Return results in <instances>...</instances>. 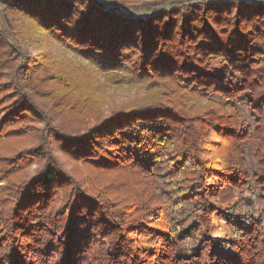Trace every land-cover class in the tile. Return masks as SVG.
<instances>
[{
    "label": "trees",
    "instance_id": "trees-1",
    "mask_svg": "<svg viewBox=\"0 0 264 264\" xmlns=\"http://www.w3.org/2000/svg\"><path fill=\"white\" fill-rule=\"evenodd\" d=\"M116 1L137 6L144 0ZM151 3L154 11L123 21L98 0L87 7L53 0L5 10L15 45L0 32V100L13 95L0 107L3 180L16 173L5 169L13 156L4 155L12 147L3 142L19 136L15 127L36 119L59 89L66 98L59 109L71 113L73 94L83 97V79L100 92H84L99 105L106 85L137 96L106 116L97 112L77 134L52 121L44 137L84 165L139 177L147 189L129 192L125 207L131 210L123 213L79 191L59 215L50 199L60 178L56 163L47 162L18 187L7 182L0 264H264V3ZM50 41L77 61L74 76L63 68L72 67L71 59L59 65L45 52ZM26 45L38 47L37 62L22 55ZM37 155L49 154L39 148ZM205 209L232 236H202ZM128 221L139 228L133 242L122 234ZM102 223L107 227L98 229ZM108 228L122 241L109 249L110 259L104 242H89ZM125 256L131 262L119 260Z\"/></svg>",
    "mask_w": 264,
    "mask_h": 264
},
{
    "label": "rangeland",
    "instance_id": "rangeland-1",
    "mask_svg": "<svg viewBox=\"0 0 264 264\" xmlns=\"http://www.w3.org/2000/svg\"><path fill=\"white\" fill-rule=\"evenodd\" d=\"M46 1L53 0H0V32H5V34L9 37L10 42L15 45V42L12 40L13 37L11 36V31H7L8 28L6 27L4 18L5 10L11 6H16L17 8H24L26 7V5L39 6ZM258 1L264 3V0ZM64 2H73L77 6L83 4L85 7L92 4V0H64ZM98 2L101 3L104 9L115 12L116 17L119 21H123L124 18L126 19L129 17L142 16L145 15L148 10L154 11L155 9L151 6L152 0H144L142 3L143 5L137 6L129 5L131 3L120 4L116 0H98ZM172 6L173 5H170V3L164 5L166 9L172 8ZM49 45L50 48L45 49V52L50 53L57 64L61 65L69 59L73 61L71 62L72 67L70 65L64 64L63 68H66L67 72L71 74V77L74 76V69L77 68L75 67L77 65V61L74 60V57L69 53L68 59L64 52L61 51L51 41L49 42ZM37 54V46L31 47L26 45L22 48V55H25L24 57L27 59V62L29 64L37 62ZM15 66H18V64L16 63ZM84 78L86 77L84 76ZM61 79L65 80L62 76ZM61 79L59 81H61ZM1 82L4 81L1 80ZM46 84L49 85V83ZM62 84H60L59 86H62ZM78 85V92H82L83 97L79 98L77 93L73 94V97L78 98V100L73 98L75 103L73 105V111L71 113L62 112L59 109V106L66 102V98L63 95V89H59L58 92L55 91L54 93H52V100H45L46 103L42 107V113L36 115V119L27 122V124H24L23 127H15L21 128V133H19V136L14 133V138L3 142L5 143V145L12 147V152L4 155L13 156V163H11L13 165L5 169L8 170L10 168L9 171L14 170L16 173L7 176L6 181H4L0 176V200H3L5 198V195H9V190L4 191L6 190L4 188L7 187V182H12V188L18 187L21 184L28 182L32 177L37 175L39 171L43 169L44 166H46L47 162L56 163L57 168L60 171V178L57 189H54V192L52 193L50 198L51 201L53 199L55 200L53 211L59 210V215H62L63 213L66 214L68 212V201L71 203L73 197H76V193H78L79 191L81 192V195L87 200L104 201L105 203H109L110 205H112L114 208L118 207L119 212L123 213L131 210V207H125V200L128 198L127 196L130 195L129 192H133L135 190L141 191L143 187L147 189L146 185L142 183L143 181L139 177H126L120 171L108 172V170L98 169L94 167V165H84L82 161L76 159L72 155L63 153V149L58 148L59 145L54 141V139H51V137H44L45 133H47V131L51 128L50 124L52 121H56V123L64 126V129L67 133L77 134L74 133V130H76V128L82 127V124H88L90 122L88 124L89 126L92 122L91 119L96 115L97 112H100L101 115L103 114L104 116H106L109 114V112L112 111L114 107H119L129 100L135 99L137 96L134 91H131L126 87L106 85V88L108 90H105V87L99 83V85L104 87L103 93L105 95L103 103L99 105L95 101L93 95H89L88 97L84 95V92H86L87 94H100V92H96L94 90V86L83 79H80V84ZM8 93L9 91H5L4 95ZM8 100H13V95H7V97L2 98L0 100V107L8 104L5 103V101ZM51 101L56 103H53ZM43 103L44 101L42 102V104ZM82 109H84L83 113ZM242 115L246 117L245 113H243ZM46 121L49 123H47ZM81 132H85V130ZM40 134L43 135L44 138L41 142L39 141V137L41 136ZM255 144L256 143H253V145ZM39 148H44L45 151L49 154L45 159L38 157L37 150ZM1 167L2 165H0V168ZM1 170L2 169H0V171ZM126 181L131 183L130 188L125 189ZM147 187L151 186L148 185ZM75 200H73V203ZM115 202H117L118 204L114 205ZM231 202H233V199H231ZM156 204L160 205L161 203L159 201L153 202L154 206ZM257 205L260 206L259 201H257ZM103 209L106 210L104 207ZM211 209L212 208H210V210ZM158 210L159 209L157 208L155 212L158 213ZM208 215L209 212L205 209L201 218L202 223L199 230V233L202 236L206 235L207 233L208 236L215 238L232 236V233H228L225 231L223 223L219 222V220L215 217L212 219L209 218ZM103 220L107 224L113 223V220L110 218L108 221H106L105 218ZM129 223L131 222L128 221L123 227L122 234H124L125 237L130 236V242H133L134 240L140 238L137 235V229L139 228H129ZM104 227H107V225L105 223H102L97 228L102 229ZM105 229H103L101 237L95 236L93 237L94 240H91L89 242H104L102 243L104 246L101 247L102 252L103 254H106V258L110 259L111 256L109 255V253L112 251H110L109 249H111L112 246H118V243L122 241L118 239V233H113L112 231L110 232L109 228V230ZM1 232L2 231L0 230V236H3L4 233ZM115 242L118 243L115 245ZM98 246L100 245L98 244ZM123 258H125V260H127L128 262H131L126 256L119 258V260H123ZM125 260H123V262H125Z\"/></svg>",
    "mask_w": 264,
    "mask_h": 264
}]
</instances>
